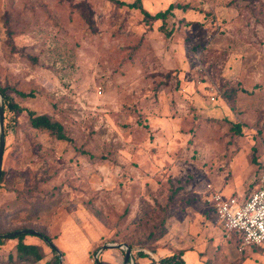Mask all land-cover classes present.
Listing matches in <instances>:
<instances>
[{
	"label": "rangeland",
	"instance_id": "1",
	"mask_svg": "<svg viewBox=\"0 0 264 264\" xmlns=\"http://www.w3.org/2000/svg\"><path fill=\"white\" fill-rule=\"evenodd\" d=\"M118 1L135 0H0V86L20 107L5 115L0 233L47 235L62 257L28 234L36 264H124L129 242L139 264L142 247L172 249L143 245L164 215L166 230L190 216L181 235L210 231L209 261L229 264L206 197L249 196L264 176V0H142L152 15L174 4L165 21ZM18 241L0 264H27Z\"/></svg>",
	"mask_w": 264,
	"mask_h": 264
},
{
	"label": "trees",
	"instance_id": "2",
	"mask_svg": "<svg viewBox=\"0 0 264 264\" xmlns=\"http://www.w3.org/2000/svg\"><path fill=\"white\" fill-rule=\"evenodd\" d=\"M118 2L120 4H126L131 8L139 9L143 13L145 19H148V20L149 19L151 20L161 19L162 21H165L167 16L172 11V9L175 8L174 4H170L166 10L159 11L155 15H152L144 8L142 0H135L132 3H125L123 1H118ZM86 5L87 4L83 2V3L77 4L76 6H79L82 12H85V9L87 7ZM0 94L3 96V101L7 105L6 107H4L5 115L7 111L15 112V111L20 110V107L14 102L13 98L8 94L7 90L5 88H2L1 86H0ZM19 94L25 97L28 96V94L22 93V92H19ZM29 114H30L29 122L33 128L39 129V130H45L60 140L69 139L68 136L66 135L63 125L59 121L53 119L47 114H36L32 111H30ZM1 177H2V172H1ZM165 219H166V216L164 215V218H162L160 223H157L158 225L156 224L154 230H152L149 233V236L145 239V241L143 242V245H150L166 234L167 230H166V227H164ZM19 231L20 230H17L14 232H8L7 234H4V235L0 233V244L3 243L6 237L17 238L19 240L17 243L18 261H21L27 264H36L38 261L42 260L45 257L46 253L41 245L24 242V237L28 234L36 235L40 237L42 241L53 250V252H58V249L54 245L52 240L44 233L37 232L34 229H29V228L25 229L24 230L25 232H19ZM128 245L130 249L133 250L132 243L129 242ZM142 248L138 250V256L146 255V253L142 251ZM182 255H183L182 251H176L172 254L159 258L158 261L155 259H152L151 262L148 264H185V261L183 260ZM45 264H60L58 255L56 254L51 261Z\"/></svg>",
	"mask_w": 264,
	"mask_h": 264
},
{
	"label": "built area",
	"instance_id": "3",
	"mask_svg": "<svg viewBox=\"0 0 264 264\" xmlns=\"http://www.w3.org/2000/svg\"><path fill=\"white\" fill-rule=\"evenodd\" d=\"M206 200L222 228L237 233L240 250L248 245L264 246V176L249 196L225 195L214 190Z\"/></svg>",
	"mask_w": 264,
	"mask_h": 264
},
{
	"label": "crops",
	"instance_id": "4",
	"mask_svg": "<svg viewBox=\"0 0 264 264\" xmlns=\"http://www.w3.org/2000/svg\"><path fill=\"white\" fill-rule=\"evenodd\" d=\"M214 215L216 218L215 213ZM187 217H186L187 219L186 218L183 219L182 217L181 218L173 217V218L168 219L167 232L162 238H170V239L173 238V243H171L172 249H170V247L165 250L161 248L159 251L155 253V255H152L151 258L147 257L146 255L138 256L137 261L139 262V264H148L151 262L152 259H155L158 261L159 258L172 254L176 251L183 252L182 258L185 261V264H211V262L209 261V258L207 257V253L205 252V250L206 248H209L210 246V242L206 243V240L211 238L212 233L210 231L204 232V235H202L203 239L201 238L202 240H200L199 241L200 243L198 244L194 242V240L192 241L187 237H183L185 236L186 231H182L184 230L182 227V222L184 220L188 222L190 219V216H187ZM216 221H217V218H216ZM217 223H218V227L220 228V232H221L218 236L219 238L220 237L222 238L221 248L225 252L224 257L229 258L230 260L229 264H234L233 261L237 260V258H239L238 264H264V246L248 245L244 249L240 250L239 249L240 245L237 248V246L234 243V240L231 241L230 237H226L223 235L224 233L227 235H233L232 237L238 238L237 233L235 232L228 233L222 228L221 224L218 221ZM181 234H183V236ZM174 238H176V240ZM198 238L199 237H197V239ZM245 249H246V252L244 254L243 253L240 254V252H243V250ZM142 250L145 251V249H142Z\"/></svg>",
	"mask_w": 264,
	"mask_h": 264
},
{
	"label": "water",
	"instance_id": "5",
	"mask_svg": "<svg viewBox=\"0 0 264 264\" xmlns=\"http://www.w3.org/2000/svg\"><path fill=\"white\" fill-rule=\"evenodd\" d=\"M4 126H5V109L4 105L0 100V179H1V172H2V160H3V153H4V146H5V134H4ZM19 232H25V231H19ZM126 246V253H125V263H130V255H131V249L128 245ZM108 247H122V245L112 244ZM59 252V251H58ZM60 258L62 257L61 252H59ZM62 261V260H61Z\"/></svg>",
	"mask_w": 264,
	"mask_h": 264
}]
</instances>
